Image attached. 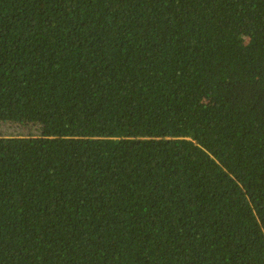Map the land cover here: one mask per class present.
<instances>
[{
  "label": "trees",
  "instance_id": "obj_1",
  "mask_svg": "<svg viewBox=\"0 0 264 264\" xmlns=\"http://www.w3.org/2000/svg\"><path fill=\"white\" fill-rule=\"evenodd\" d=\"M0 264H264V0H0Z\"/></svg>",
  "mask_w": 264,
  "mask_h": 264
},
{
  "label": "clouds",
  "instance_id": "obj_2",
  "mask_svg": "<svg viewBox=\"0 0 264 264\" xmlns=\"http://www.w3.org/2000/svg\"><path fill=\"white\" fill-rule=\"evenodd\" d=\"M243 39H244L245 44H247L248 43V38L244 37Z\"/></svg>",
  "mask_w": 264,
  "mask_h": 264
},
{
  "label": "rangeland",
  "instance_id": "obj_3",
  "mask_svg": "<svg viewBox=\"0 0 264 264\" xmlns=\"http://www.w3.org/2000/svg\"><path fill=\"white\" fill-rule=\"evenodd\" d=\"M24 132L26 131V130H24V128L22 129Z\"/></svg>",
  "mask_w": 264,
  "mask_h": 264
}]
</instances>
